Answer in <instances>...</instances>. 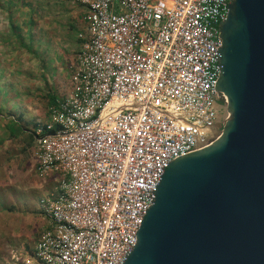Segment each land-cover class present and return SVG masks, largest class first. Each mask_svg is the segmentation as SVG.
<instances>
[{"label":"built area","instance_id":"built-area-1","mask_svg":"<svg viewBox=\"0 0 264 264\" xmlns=\"http://www.w3.org/2000/svg\"><path fill=\"white\" fill-rule=\"evenodd\" d=\"M71 91L35 129L48 226L6 264H124L165 169L219 133L231 0H75ZM215 133V135H214Z\"/></svg>","mask_w":264,"mask_h":264},{"label":"water","instance_id":"water-1","mask_svg":"<svg viewBox=\"0 0 264 264\" xmlns=\"http://www.w3.org/2000/svg\"><path fill=\"white\" fill-rule=\"evenodd\" d=\"M221 34L218 138L165 169L124 264H264V0Z\"/></svg>","mask_w":264,"mask_h":264},{"label":"rangeland","instance_id":"rangeland-1","mask_svg":"<svg viewBox=\"0 0 264 264\" xmlns=\"http://www.w3.org/2000/svg\"><path fill=\"white\" fill-rule=\"evenodd\" d=\"M82 13L75 0H0V264L37 243L48 226L39 201L57 186L36 173L32 146L8 126L23 111L34 131L31 123L47 121L49 95L70 93Z\"/></svg>","mask_w":264,"mask_h":264},{"label":"trees","instance_id":"trees-1","mask_svg":"<svg viewBox=\"0 0 264 264\" xmlns=\"http://www.w3.org/2000/svg\"><path fill=\"white\" fill-rule=\"evenodd\" d=\"M79 9H83V7L79 4H77ZM82 17L84 16V13L81 15ZM19 41L21 38H18ZM79 43H81V40L78 39ZM60 98L57 95H49V102L48 104L54 105L57 103V101ZM49 115V112H48ZM24 112L21 111L20 115L17 116L18 118H13V120L10 122L11 125L8 126L9 130L11 131V138L14 140H18L20 138V135H23L22 140L23 142L27 143L28 147L33 146V143L35 142V133L32 130V128L29 127L31 121H27V119L24 117ZM48 119V118H47ZM33 122V121H32ZM40 122L35 121V123H31V125L36 128Z\"/></svg>","mask_w":264,"mask_h":264},{"label":"crops","instance_id":"crops-1","mask_svg":"<svg viewBox=\"0 0 264 264\" xmlns=\"http://www.w3.org/2000/svg\"><path fill=\"white\" fill-rule=\"evenodd\" d=\"M34 147H35V142L33 143L32 149H33V156H34ZM35 158V157H34ZM35 165H36V161H35ZM40 202V201H39Z\"/></svg>","mask_w":264,"mask_h":264},{"label":"bare ground","instance_id":"bare-ground-1","mask_svg":"<svg viewBox=\"0 0 264 264\" xmlns=\"http://www.w3.org/2000/svg\"><path fill=\"white\" fill-rule=\"evenodd\" d=\"M214 135H215V133H214ZM214 138H218V137L215 136Z\"/></svg>","mask_w":264,"mask_h":264}]
</instances>
